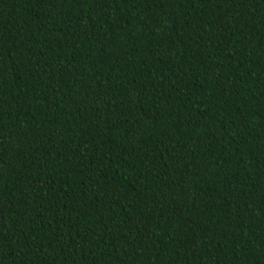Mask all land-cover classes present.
Returning a JSON list of instances; mask_svg holds the SVG:
<instances>
[{
  "label": "trees",
  "instance_id": "obj_1",
  "mask_svg": "<svg viewBox=\"0 0 264 264\" xmlns=\"http://www.w3.org/2000/svg\"><path fill=\"white\" fill-rule=\"evenodd\" d=\"M0 264H264V0H0Z\"/></svg>",
  "mask_w": 264,
  "mask_h": 264
}]
</instances>
